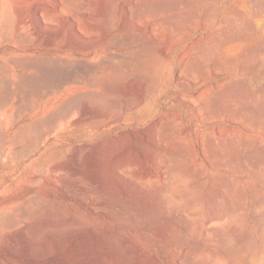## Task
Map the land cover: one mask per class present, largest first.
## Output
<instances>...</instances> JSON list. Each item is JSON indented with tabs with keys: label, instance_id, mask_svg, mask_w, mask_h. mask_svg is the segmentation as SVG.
Wrapping results in <instances>:
<instances>
[{
	"label": "rangeland",
	"instance_id": "374dc122",
	"mask_svg": "<svg viewBox=\"0 0 264 264\" xmlns=\"http://www.w3.org/2000/svg\"><path fill=\"white\" fill-rule=\"evenodd\" d=\"M0 264H264V0H0Z\"/></svg>",
	"mask_w": 264,
	"mask_h": 264
},
{
	"label": "bare ground",
	"instance_id": "6f19581e",
	"mask_svg": "<svg viewBox=\"0 0 264 264\" xmlns=\"http://www.w3.org/2000/svg\"><path fill=\"white\" fill-rule=\"evenodd\" d=\"M57 8L58 7H54L53 8V12L52 11H50L49 10V7H47V4L46 3H42L38 8H36V10H35V16L36 17H40L41 15H46V13H47V15L49 16V17H54L53 16V14H55L56 13V11H57ZM2 22L4 23V24H6V23H8V22H10L11 23V16H12V11H11V9L8 7V6H6V4L5 5H3L2 6ZM17 12L18 13H21V12H19L18 10H17ZM63 12H64V9H63ZM39 20V19H38ZM50 20V19H49ZM52 20V19H51ZM53 21V20H52ZM76 29H80V27H77ZM76 35V34H75ZM74 35V36H75ZM30 37V36H29ZM27 38V37H26ZM76 39V38H75Z\"/></svg>",
	"mask_w": 264,
	"mask_h": 264
}]
</instances>
